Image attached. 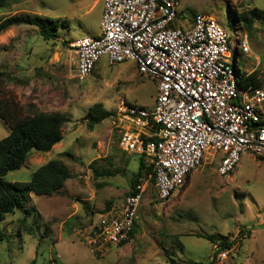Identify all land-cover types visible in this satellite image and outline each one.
Masks as SVG:
<instances>
[{"label": "rangeland", "instance_id": "374dc122", "mask_svg": "<svg viewBox=\"0 0 264 264\" xmlns=\"http://www.w3.org/2000/svg\"><path fill=\"white\" fill-rule=\"evenodd\" d=\"M252 7L264 11V0H177L173 25L187 29L201 14L215 20L230 37H240L239 14ZM102 12V0H7L0 10V22L13 15H36L55 20L58 26L57 38L47 42L34 27L0 33V71L16 80L3 81L0 98L12 99L25 112H60L69 118L59 148L50 153L33 151L26 164L7 173L5 180L27 183L36 169L53 159L72 175L62 194L31 195L23 211L6 215L0 225L4 234L0 264L33 260L35 264H170L165 254L177 262L209 264L215 249L197 235L216 234L237 238L226 258L215 257L214 264H264V161L246 153L226 177L217 174L221 154H205L184 192L190 175L167 201L145 192L133 239L100 256L90 252L87 242L100 212L107 202L111 208L121 204L139 157L119 150L118 136L107 119L90 128L83 117L96 104L111 112L119 99L152 109L157 93L155 82L139 75L133 62L108 66L102 58L84 82L74 79L76 58L70 44L99 35ZM255 26L259 32L253 37L244 33L252 56L239 54L237 65L241 74L255 70L262 78L264 27ZM262 112L264 118V104ZM8 133L0 119V140ZM95 160L99 173L115 175L97 179L90 168Z\"/></svg>", "mask_w": 264, "mask_h": 264}, {"label": "built area", "instance_id": "2783aa9c", "mask_svg": "<svg viewBox=\"0 0 264 264\" xmlns=\"http://www.w3.org/2000/svg\"><path fill=\"white\" fill-rule=\"evenodd\" d=\"M100 33L70 44L74 79L89 78L102 58L108 66L133 62L156 84L152 109L119 99L107 121L119 150L152 164L156 197L167 201L197 169L205 154H221L217 174L230 175L243 154L264 160V85L245 82L237 57L252 56L246 34L230 37L206 15L187 29H172L176 0H102ZM84 179H87L84 177ZM146 186L136 185L121 204L101 214L89 237L91 253L102 255L131 241ZM216 255L222 261L234 246ZM218 244L214 245L215 250Z\"/></svg>", "mask_w": 264, "mask_h": 264}, {"label": "trees", "instance_id": "16d2710c", "mask_svg": "<svg viewBox=\"0 0 264 264\" xmlns=\"http://www.w3.org/2000/svg\"><path fill=\"white\" fill-rule=\"evenodd\" d=\"M5 6H7V0H0V10ZM239 22L240 28L236 30L241 31L242 33H247L250 37H253L254 34L259 32V29L255 26L256 23L264 27V11L256 7L245 10L239 14ZM173 23H171L169 27L176 29ZM19 26L36 28L41 39L46 42L57 38V21L49 18H42L36 15H13L6 17L0 22V33L5 32L12 27ZM244 80L245 82L253 84L255 87L264 85V75L262 78L257 77L255 70L251 72L247 78H244ZM3 81L14 84L16 80L15 78L5 76L0 71V87L3 84ZM108 114L109 112L104 111L99 104H96L88 110V112L84 115L83 120L87 123L88 127L92 128L94 125L107 119ZM0 119L3 120L9 128L8 135L0 140L1 225V223L5 220L6 215L14 214L18 210L23 211L24 206L29 201L31 195L53 197L57 194H62L66 181L71 179L72 175L64 165H62L58 160L53 159L36 169L27 183L7 182L5 180L7 173L17 171L22 168L26 164L30 153L33 151L38 153H48L55 145L62 141L63 126L69 121V118L66 114L60 112H25L24 108L12 99L0 98ZM254 126L264 127V119ZM131 155L138 156L134 154ZM138 157L139 160L137 168L136 171L132 173L130 189L127 195L132 193L136 185L147 182L145 192L151 195L153 194L156 199L152 164H150L144 156ZM258 160L264 161L261 159ZM96 165L97 162L95 160L90 164V168L97 179L99 177H111L115 175L108 171L99 173L95 167ZM114 173L117 174V172ZM85 205L86 204H83L84 209L86 208ZM110 205V202H107L105 209L100 213L107 212L111 208ZM25 219L26 218H23L21 220V227H23ZM135 228L136 222L134 223L131 233V240L135 235ZM247 235L249 236V234ZM197 237L207 239L212 245H215L216 243L218 244V247L214 251L213 258L209 264H214V258L216 255L220 252L227 251L232 246V242L228 241L229 236L227 235H197ZM3 240L4 234L0 228V245ZM165 256L170 264H202L191 260L177 262L169 257L168 254H165ZM30 264H35V261L33 260Z\"/></svg>", "mask_w": 264, "mask_h": 264}, {"label": "crops", "instance_id": "0c3cea01", "mask_svg": "<svg viewBox=\"0 0 264 264\" xmlns=\"http://www.w3.org/2000/svg\"><path fill=\"white\" fill-rule=\"evenodd\" d=\"M60 147V145H55L53 148H52V150H54V149H56V148H59ZM51 150V151H52ZM48 153H50V152H48ZM212 157H213V155H212ZM202 163V162H201ZM194 172V171H193ZM192 172V173H193ZM190 180H191V175L189 176V178H188V180H187V182H186V186L184 187V189L182 190V192H181V194L184 192V190L187 188V186L189 185V182H190ZM146 186V185H145ZM213 248H214V245H213ZM215 249V248H214Z\"/></svg>", "mask_w": 264, "mask_h": 264}]
</instances>
